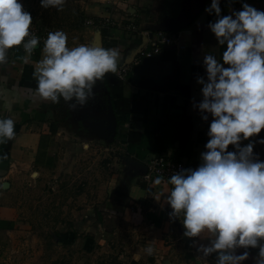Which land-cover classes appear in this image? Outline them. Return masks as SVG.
<instances>
[{
  "label": "crops",
  "instance_id": "0c3cea01",
  "mask_svg": "<svg viewBox=\"0 0 264 264\" xmlns=\"http://www.w3.org/2000/svg\"><path fill=\"white\" fill-rule=\"evenodd\" d=\"M231 2L220 0L221 16L228 14ZM21 3L27 11L31 0H21ZM246 3L264 10V0H246ZM210 5L211 0H74L73 10L78 14L72 11L69 16L72 21L81 16L87 23L109 19L111 24L98 27L86 23L85 27H72L70 22L55 27V31L63 30L67 34L69 47L91 44L116 48L120 54L118 69H129L115 95L127 101V105H122L128 106L129 110L119 111L115 100L111 102L115 119L113 148L116 151L113 153L126 160L127 169L121 170L108 186H102L100 195L104 200L100 209L85 206L82 224L76 220L75 224L80 223V226L73 228L81 231L85 228L89 238L101 235L110 238L112 234L106 231L104 225L108 222H104L105 218L118 220L116 229L119 231L113 234L119 235L122 229L132 231L135 249L132 261L203 264L196 248L201 243L207 244L208 240L194 242L183 237L180 220L169 218L172 210L165 201L170 185H154V180L147 179L144 166L150 159L165 154L195 167L201 163L212 117L204 121L198 108L194 107L202 100V85L197 83V78L206 79L205 54L211 53L219 59L223 51L208 27L217 19L214 13L210 15L205 11ZM60 15L61 11L54 9V17H51L60 22L63 19ZM128 15L140 30L149 33V39L156 40L158 33L174 35V45L134 64L147 39L123 31L122 24ZM42 48L35 49L28 63L21 59L25 55L22 48L12 49L7 62L0 65V116L12 115L16 120V135L10 140L9 147L7 142L0 144V252L4 244L6 249L11 245L13 250L20 246L23 254L35 255V260L42 256L38 248L42 240L29 221L20 219L18 206L10 201V185L19 176L27 175L36 164L49 163L44 160L45 151L41 155V145L47 129L46 118L55 107L54 103L43 101L35 93L36 82L32 76ZM111 74L118 77L117 73ZM152 86H159L161 90L156 91ZM260 138H264V130L258 136L242 141L241 146L253 142L254 154L259 158L264 155V144L256 143ZM228 150L235 149L230 145ZM147 249H151V254ZM251 250L258 251L249 249V252ZM243 251L239 249L237 254ZM256 256L244 264H255ZM208 262L215 264L214 256L209 257Z\"/></svg>",
  "mask_w": 264,
  "mask_h": 264
},
{
  "label": "clouds",
  "instance_id": "9594fccd",
  "mask_svg": "<svg viewBox=\"0 0 264 264\" xmlns=\"http://www.w3.org/2000/svg\"><path fill=\"white\" fill-rule=\"evenodd\" d=\"M66 2L40 0V7L62 11ZM205 11L217 17L208 27L223 49L219 59L205 54L206 79L197 78L202 100L194 107L204 121L212 117L209 139L197 168L168 178L165 202L169 218L182 223L183 237L208 240L196 248L203 264L213 256L215 264H244L249 249H258L255 264H264V161L254 154L253 142L241 146L264 130V10L244 3L242 10L221 16L220 0H211ZM32 23L21 0H0V65L21 46V59L29 62L40 40L30 31ZM119 55L116 48L91 44L69 47L63 30L50 31L34 63V91L45 102L83 106L97 82L118 71ZM15 125L14 116H0V144L15 137ZM161 183L159 176L153 181ZM239 249L244 251L237 254Z\"/></svg>",
  "mask_w": 264,
  "mask_h": 264
},
{
  "label": "rangeland",
  "instance_id": "374dc122",
  "mask_svg": "<svg viewBox=\"0 0 264 264\" xmlns=\"http://www.w3.org/2000/svg\"><path fill=\"white\" fill-rule=\"evenodd\" d=\"M73 3L74 0H67L60 22L52 18L54 9L40 7V0H31L27 11L54 31L57 25L70 22L72 27L87 26L84 17L70 19L72 11L78 14ZM93 91L94 95L83 106L72 108L63 99L54 103V111L46 118L47 129L41 145V155L45 151L44 160L49 163L36 164L27 175L19 176L10 185V201L18 206L20 219L29 221L41 237L38 248L42 256L35 260V255L23 254L20 246L13 250L11 245L6 249L4 244L0 264H133L134 261L153 264L132 261L135 251L132 231L122 229L119 235L113 234L119 231L116 219L106 217L104 221L108 222L104 226L111 232L110 238L102 235L89 238L85 228L82 231L73 228L82 224L85 206L100 209L104 200L100 195L102 186H108L121 170L127 169L126 160L113 153L115 129L110 97L101 81ZM76 220L80 222L78 225Z\"/></svg>",
  "mask_w": 264,
  "mask_h": 264
},
{
  "label": "built area",
  "instance_id": "2783aa9c",
  "mask_svg": "<svg viewBox=\"0 0 264 264\" xmlns=\"http://www.w3.org/2000/svg\"><path fill=\"white\" fill-rule=\"evenodd\" d=\"M246 3V0H232L231 6L228 9V14L230 15L233 11H240L242 10V5ZM87 24H91L94 26H105L110 25L111 21L109 19L106 20H96V21H88ZM122 29L125 33L134 36H141L147 39L146 45L142 48L139 53V56L133 61L134 64H138L141 58L147 56H156L158 55L161 50L165 47H172L175 43L174 35H165L163 33H158V38L156 40L149 39V33L147 31L140 30L136 21L130 18V15L125 18V23L122 24ZM30 31L37 35L40 40L37 47H41L43 45V41L46 39L47 34L50 31H54L49 26H45L40 24L39 22L33 19V23L31 26ZM22 48V46L20 47ZM35 54V50L33 55ZM127 68H120L116 72L120 79H125L126 75L128 74ZM192 168L195 169L197 167L177 160L176 158L172 157L169 154L160 155L155 158L150 159L144 166L145 175L147 179L155 180L156 177L162 178V183H166L168 178L176 172H179L181 169H188ZM171 187V186H170Z\"/></svg>",
  "mask_w": 264,
  "mask_h": 264
},
{
  "label": "trees",
  "instance_id": "16d2710c",
  "mask_svg": "<svg viewBox=\"0 0 264 264\" xmlns=\"http://www.w3.org/2000/svg\"><path fill=\"white\" fill-rule=\"evenodd\" d=\"M101 83L103 85V87L105 88V90L107 91L111 102L115 100V107L119 110V111H128L129 107L128 106H123V103H126L127 105V101L123 100L122 97H115L116 92L119 88L122 87V79H119L117 76L108 73L106 74V76L101 80ZM142 86L144 84H141ZM152 89L156 90V91H160L161 87L159 86H152ZM10 145V141L7 142V147H9ZM260 160L264 161V155H260L259 157ZM258 251L256 250H251L249 252V259L251 260L253 256L257 255ZM133 264H135L133 262Z\"/></svg>",
  "mask_w": 264,
  "mask_h": 264
},
{
  "label": "water",
  "instance_id": "95a60500",
  "mask_svg": "<svg viewBox=\"0 0 264 264\" xmlns=\"http://www.w3.org/2000/svg\"><path fill=\"white\" fill-rule=\"evenodd\" d=\"M111 115H112V126H114L115 125V119H114V117H113V114L111 113Z\"/></svg>",
  "mask_w": 264,
  "mask_h": 264
}]
</instances>
